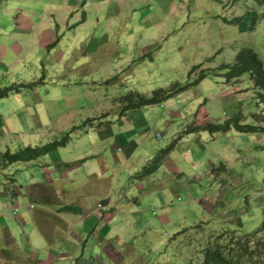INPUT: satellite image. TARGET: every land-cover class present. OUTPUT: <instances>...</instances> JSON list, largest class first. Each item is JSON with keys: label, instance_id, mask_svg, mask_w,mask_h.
I'll use <instances>...</instances> for the list:
<instances>
[{"label": "rangeland", "instance_id": "374dc122", "mask_svg": "<svg viewBox=\"0 0 264 264\" xmlns=\"http://www.w3.org/2000/svg\"><path fill=\"white\" fill-rule=\"evenodd\" d=\"M240 6L0 0V155L69 140L0 171V264H201L203 236L190 227H259L264 134H182L237 109L256 123L262 110L251 79L226 84L220 68L246 46L264 62V7ZM203 70L196 87L122 113L132 93L150 97ZM80 209L101 218L84 224Z\"/></svg>", "mask_w": 264, "mask_h": 264}, {"label": "trees", "instance_id": "16d2710c", "mask_svg": "<svg viewBox=\"0 0 264 264\" xmlns=\"http://www.w3.org/2000/svg\"><path fill=\"white\" fill-rule=\"evenodd\" d=\"M236 5H241L240 9L249 6L252 8H263L264 0H233ZM243 10V9H242ZM258 15L255 10L247 11L243 16L229 21L230 23L240 22L244 19H251ZM84 21H82L83 24ZM146 58V56L144 57ZM198 66L192 67L188 73V77L191 76L194 69ZM221 69L226 70L225 78L226 84H231L242 80L244 77H249L253 82L254 89L257 95V102L259 107L262 108L260 113L252 114V118L256 123H247L245 116L241 110H236L234 115L224 122H213L210 119H206L205 122L198 124V121H194L187 126L182 132L184 135L197 134L200 131H208L212 134L228 133L235 131L243 135L248 134H264V62L259 54L252 47H243L241 51L235 57L233 64H223ZM207 70L200 71V76L190 83L181 85L176 83L172 86V89L167 91L160 89L152 96H146L142 94L132 93L127 98L128 103L123 107L122 113H127L132 110L140 109L143 107L154 106L158 103L164 102L172 97L189 90L199 85L201 81H204L207 77ZM190 80V79H189ZM0 95L4 93L0 92ZM181 140V136H180ZM68 138H62L52 144H48L42 147H25L19 149L15 153L9 151L0 155V171H6L9 166H13L18 163H30L39 161L40 159L51 155L52 151L61 146H66ZM176 147L171 146L164 153L161 159L165 160L171 151ZM14 183V181H11ZM184 231L182 234L186 233ZM194 231L196 235L203 236L201 242H197L194 245L198 248V256H201V264H264V219L259 227L252 233H242L239 230L228 229L222 231L219 234L207 232V228L204 224H197L189 228V231ZM197 238H194L195 242ZM193 242V243H194ZM6 252L5 250H3Z\"/></svg>", "mask_w": 264, "mask_h": 264}, {"label": "crops", "instance_id": "0c3cea01", "mask_svg": "<svg viewBox=\"0 0 264 264\" xmlns=\"http://www.w3.org/2000/svg\"><path fill=\"white\" fill-rule=\"evenodd\" d=\"M48 182H50V184L52 183V181L51 180H47ZM59 192V191H58ZM61 193V192H60ZM62 196V195H61ZM61 196H59V198H57L59 201L57 202V203H60L61 201H60V198H61ZM8 198L10 199V202H11V204H13L14 203V197H13V195H11V197H9L8 196ZM98 206H100V205H98ZM19 209V208H18ZM78 210V209H77ZM16 212L18 211V210H15ZM57 212H62V210L61 209H59V210H57ZM84 212H86V213H88L89 215L87 216V218H86V220L85 221H83L82 223H84V224H86V223H88L89 221H91L92 219H94V218H97V219H100L101 217L99 216V214H97V213H99V212H96V211H92V212H90V211H86V210H83V209H80V212H79V214H77V215H80V214H82V213H84ZM102 212V211H101ZM38 216H39V214H38ZM25 223V222H24ZM99 224H97V225H95V227L96 226H98ZM94 227V228H95ZM93 228V229H94ZM101 228H104V227H101ZM93 229H91V233L92 232H96L95 230H93ZM87 231V230H86ZM94 233H92V234H94ZM97 233V232H96ZM103 235H105V234H103ZM102 238H103V236H102ZM96 240H97V237H96ZM83 261H85V260H83ZM93 262H95L94 260H92Z\"/></svg>", "mask_w": 264, "mask_h": 264}, {"label": "clouds", "instance_id": "9594fccd", "mask_svg": "<svg viewBox=\"0 0 264 264\" xmlns=\"http://www.w3.org/2000/svg\"><path fill=\"white\" fill-rule=\"evenodd\" d=\"M7 196L11 197V194H8Z\"/></svg>", "mask_w": 264, "mask_h": 264}]
</instances>
